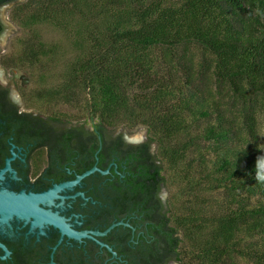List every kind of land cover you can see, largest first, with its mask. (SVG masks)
Masks as SVG:
<instances>
[{"label":"trees","instance_id":"1","mask_svg":"<svg viewBox=\"0 0 264 264\" xmlns=\"http://www.w3.org/2000/svg\"><path fill=\"white\" fill-rule=\"evenodd\" d=\"M9 13L24 34L1 66L58 82L31 88L29 107L97 135L148 133L114 195L147 222L130 264H264V0H25ZM43 26L71 52L45 42Z\"/></svg>","mask_w":264,"mask_h":264},{"label":"flooded vegetation","instance_id":"2","mask_svg":"<svg viewBox=\"0 0 264 264\" xmlns=\"http://www.w3.org/2000/svg\"><path fill=\"white\" fill-rule=\"evenodd\" d=\"M16 1L4 3L0 9ZM0 22L3 26L1 18ZM17 72L2 66L0 70V193L45 194L97 167L98 171L40 207L64 217L75 231L105 232L119 222L129 226H116L95 240L76 241L62 237L53 226H33V220L16 216L4 220L0 215V245L6 248L0 247V264H17L29 257L37 264H130L144 250L147 222L140 221L141 210H124L114 204V195L128 182L133 154L138 156L139 147L149 141L148 133L141 142V138L128 140L118 133L122 127L97 135L90 125L54 119L40 108L28 106L25 94L31 92L32 82L23 77L15 80ZM81 139L87 142L86 151L79 147ZM120 139L123 144L115 152ZM151 149L155 153L156 145ZM173 262L179 264H167Z\"/></svg>","mask_w":264,"mask_h":264},{"label":"water","instance_id":"3","mask_svg":"<svg viewBox=\"0 0 264 264\" xmlns=\"http://www.w3.org/2000/svg\"><path fill=\"white\" fill-rule=\"evenodd\" d=\"M98 171L97 167H93L91 170L85 172L84 174L77 177L75 181L63 183L55 186L52 190L48 191L45 194L41 195H13L5 194L4 192L0 193V215L3 216L4 220L16 216L17 218L33 220V226H44L50 225L58 229L62 237L67 236L69 239L76 241H82L84 238L94 239L95 236L104 237L116 226L123 225L125 223L119 222L113 224L105 232H89V231H75L67 223V220L64 217L59 216L58 213H54L51 210L43 209L40 207L41 203H46L49 201L52 203L54 198H57V193L64 190L70 189L79 184L84 178L89 177L93 173ZM103 172V174H106ZM163 197V198H162ZM164 199V196H161ZM129 226L128 224H125ZM99 242V241H98ZM102 247H105L106 244L99 242ZM3 249L6 248L3 245H0ZM107 247V246H106ZM110 251L111 248L107 247ZM56 249V248H55ZM9 253L7 252L6 255ZM116 255V253H114ZM176 264V263H175Z\"/></svg>","mask_w":264,"mask_h":264},{"label":"rangeland","instance_id":"4","mask_svg":"<svg viewBox=\"0 0 264 264\" xmlns=\"http://www.w3.org/2000/svg\"><path fill=\"white\" fill-rule=\"evenodd\" d=\"M22 1H25V0H17L13 4L4 6L0 9V18H1V21L4 27L3 32L0 34V58L4 54H7L8 52H11V51L13 52L15 51V49H18L17 41L19 38H22L24 34L21 28H19L18 26H16L15 24L11 22L10 15H9L10 9L15 4L22 2ZM39 34L45 42L49 44L60 43L63 47H65L68 51L71 52L72 49L70 47V44H71L70 41L67 38H65L61 32L54 29L53 27L43 26L40 28ZM0 70H1V66H0ZM22 77L25 81L29 80L27 82L29 83L32 82V88L37 87V85H39L42 89H45V88H50L51 86H54L58 83L56 78H53V81L47 80L46 82L40 84L37 81L35 82L30 76L27 75V73H24V72H17L14 79L17 81H21ZM256 106H257V120H258L259 132H260L261 146L264 148V102L258 103ZM118 133H122L123 136L126 137V139L128 140H133L135 138H141L142 140L140 139V141L144 142L146 140L144 136L147 133V131L143 128H139L135 130L134 132L130 133L129 131L123 128H120L118 130ZM153 149H155V147H153ZM160 195L161 196L163 195L164 199L162 200L166 201L168 197V191L165 188H163ZM170 264H175V263L173 262Z\"/></svg>","mask_w":264,"mask_h":264},{"label":"clouds","instance_id":"5","mask_svg":"<svg viewBox=\"0 0 264 264\" xmlns=\"http://www.w3.org/2000/svg\"><path fill=\"white\" fill-rule=\"evenodd\" d=\"M255 181L264 184V155H260L255 163Z\"/></svg>","mask_w":264,"mask_h":264}]
</instances>
